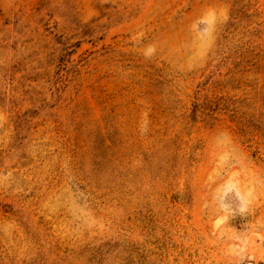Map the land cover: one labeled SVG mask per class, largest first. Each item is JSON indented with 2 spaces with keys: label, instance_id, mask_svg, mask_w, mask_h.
<instances>
[{
  "label": "rangeland",
  "instance_id": "374dc122",
  "mask_svg": "<svg viewBox=\"0 0 264 264\" xmlns=\"http://www.w3.org/2000/svg\"><path fill=\"white\" fill-rule=\"evenodd\" d=\"M0 264H264V0H0Z\"/></svg>",
  "mask_w": 264,
  "mask_h": 264
}]
</instances>
